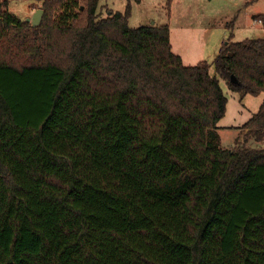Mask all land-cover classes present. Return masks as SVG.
Listing matches in <instances>:
<instances>
[{
  "label": "trees",
  "instance_id": "obj_1",
  "mask_svg": "<svg viewBox=\"0 0 264 264\" xmlns=\"http://www.w3.org/2000/svg\"><path fill=\"white\" fill-rule=\"evenodd\" d=\"M99 1L33 26L0 0V264H264V104L218 131L221 79L264 93V38L187 66Z\"/></svg>",
  "mask_w": 264,
  "mask_h": 264
},
{
  "label": "rangeland",
  "instance_id": "obj_2",
  "mask_svg": "<svg viewBox=\"0 0 264 264\" xmlns=\"http://www.w3.org/2000/svg\"><path fill=\"white\" fill-rule=\"evenodd\" d=\"M9 3L11 11L22 20L31 18L38 9L43 10L44 17L43 0ZM129 4V26L168 25L173 51L187 66L212 62L231 36L235 42L264 38V27L253 24L255 16L264 15V0H100L98 12L102 17L125 12ZM221 86L228 104L218 131L222 145L230 147L245 132L241 128L264 104V93L241 95L231 91L222 79Z\"/></svg>",
  "mask_w": 264,
  "mask_h": 264
},
{
  "label": "water",
  "instance_id": "obj_3",
  "mask_svg": "<svg viewBox=\"0 0 264 264\" xmlns=\"http://www.w3.org/2000/svg\"><path fill=\"white\" fill-rule=\"evenodd\" d=\"M42 16H43V10L38 9L31 18L27 19V21L31 22L33 26H38L42 21ZM232 82L234 83L237 82V79H235L234 76H232Z\"/></svg>",
  "mask_w": 264,
  "mask_h": 264
},
{
  "label": "built area",
  "instance_id": "obj_4",
  "mask_svg": "<svg viewBox=\"0 0 264 264\" xmlns=\"http://www.w3.org/2000/svg\"><path fill=\"white\" fill-rule=\"evenodd\" d=\"M253 24L256 26L264 27V17L257 15L253 18Z\"/></svg>",
  "mask_w": 264,
  "mask_h": 264
},
{
  "label": "crops",
  "instance_id": "obj_5",
  "mask_svg": "<svg viewBox=\"0 0 264 264\" xmlns=\"http://www.w3.org/2000/svg\"><path fill=\"white\" fill-rule=\"evenodd\" d=\"M260 15H262V14H260Z\"/></svg>",
  "mask_w": 264,
  "mask_h": 264
}]
</instances>
